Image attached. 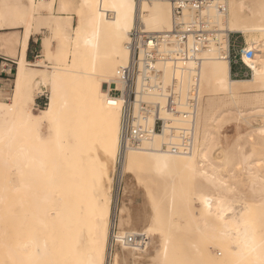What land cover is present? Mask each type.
<instances>
[{
  "label": "bare ground",
  "instance_id": "obj_1",
  "mask_svg": "<svg viewBox=\"0 0 264 264\" xmlns=\"http://www.w3.org/2000/svg\"><path fill=\"white\" fill-rule=\"evenodd\" d=\"M0 1L4 2L3 6L0 5V29L6 31L0 32V41L5 52L16 62L12 100L9 103L0 101V162L18 176L17 182L7 187L11 193L9 205L7 211L0 214L8 220L4 227L21 228L36 223L46 230L54 223L59 232L55 237L40 234L24 242L12 240L6 244L0 237V264H58L64 257L62 249L67 234L75 241L71 247L74 264H106L113 195L110 182L119 157L122 106L121 97L108 94L107 90L113 86L111 83L117 67L128 61V31L137 21L147 31L170 29L173 24L171 7L164 0H77L81 7L73 9L71 5L75 0H58L59 9L71 11L77 19L70 44L64 37V31L70 27L72 17L55 25L63 35L58 42L55 41V48L51 40L43 39L41 49L44 57L35 64L28 61L26 53L32 25L40 17L33 3L43 0H27L26 3L23 0ZM205 14L217 25L220 36L209 50L202 53L200 87L203 89H200L208 95L228 98L235 104L243 94L256 93L261 97L264 94V6H247L243 0H227L225 13L211 9ZM190 16L185 12V17ZM230 33L248 37V43L243 47L252 49L254 54L251 58L242 55L240 60L250 70L249 77L231 76ZM46 60L52 61L53 65L48 66ZM29 66L50 70L46 75H31ZM165 69L164 81L172 73L171 69ZM40 86L49 88V96L46 105L36 113L30 105L34 102V90ZM236 107L242 116L243 110ZM199 109L200 105L194 148L190 154L159 149V145L170 138L165 130L155 132L143 147L126 151L118 168L123 174L133 173L139 181L144 175L151 181L150 188L155 187L156 182L162 183L170 201L180 195L186 204L194 205L198 196L202 212L196 226L199 231L213 235L216 240L214 248L218 253L230 255L236 262L249 257L262 261L264 235H258V221L254 214L258 208L264 213V203L239 200L241 197L234 193L235 187L221 175L219 167L222 166L216 164L217 160L213 159L216 163L212 160L214 155L209 151L213 144H210L212 132L208 130L201 138L197 134V120L201 116ZM43 128L51 132L69 130L68 136L60 134L56 138L57 145H66L59 157L62 166L82 167L81 161L92 162L89 180L83 187L74 189L75 185L69 182L60 188L63 196L61 205L51 195L48 186L56 156L50 153L47 157L42 151L46 139ZM254 132L264 138V124L255 125ZM249 157L250 154L241 157L243 168L253 179H262L251 171L253 163ZM199 185L202 187L200 191ZM79 188L91 194V201L83 212L78 210L81 199L78 202L72 199L80 192ZM0 199L3 200L4 196ZM238 200L242 203L240 210L234 206ZM138 215L144 224H148L142 230L128 232L138 235L140 241L134 245H122L120 251L126 254L116 250L112 264H131L139 254H148L149 238L154 235L158 237L160 246L150 257L149 264H162L169 239L163 236L155 213L148 216L141 209ZM173 223L178 225L174 220ZM2 227L0 225V234L3 233ZM194 252L199 254L198 246H194Z\"/></svg>",
  "mask_w": 264,
  "mask_h": 264
},
{
  "label": "rangeland",
  "instance_id": "obj_2",
  "mask_svg": "<svg viewBox=\"0 0 264 264\" xmlns=\"http://www.w3.org/2000/svg\"><path fill=\"white\" fill-rule=\"evenodd\" d=\"M9 1L11 0H8V2ZM243 1L247 6H264V0ZM23 2L26 3L27 0H23ZM3 3V1H0V5L3 6ZM78 3L79 2L75 0L71 5L72 8L79 9L81 5ZM44 4L49 5V7L50 5H54L52 15L42 16V14H40L41 8ZM33 8L35 9V12L40 15L36 22H34L35 25L33 24L35 28L32 27L34 29V34L32 35L33 40L38 44H36V51H34L33 54H30L27 59L29 62L36 64L40 58L44 57V51L41 49L43 39L51 40L52 46L55 48L59 38L63 36L62 33H59L58 29H56L55 25L66 22L68 17H72L73 20L70 19V27L67 31H64V37L68 39V43L70 44V38L73 35L72 28L75 26L74 24L77 22V19L71 11L60 10L58 7V0H43L38 4L33 3ZM41 26L42 28L35 30ZM37 37H41V42L39 38L37 40ZM246 43H248L247 35L230 33V66L231 76L233 78H244L251 75L250 70L244 65V63H242L238 55L239 50L245 46ZM0 48V54L8 58L7 61H5L7 63L6 66L12 68L8 74V79L0 81V101L9 103L11 102L13 95L16 64L14 63V58L10 57L5 52V46L1 41ZM46 62L48 66L53 65L50 60H46ZM34 68H36L37 71ZM49 70L50 68L42 69V67L37 68L29 66L28 73L31 72L29 73L31 75H46L49 73ZM169 79L170 77L165 81L167 82ZM201 89V101L199 104L201 116L199 117L200 120H197V134L199 138L203 137L208 132H212L213 136L210 144L213 143L214 145H212L214 147L210 145L209 151L211 150L210 154L214 156H210L212 160L215 159L218 161L213 160L215 163L217 162L216 164L222 166L219 167V171L221 175L225 177L227 183L235 187L237 192L235 191L234 193L237 194V197H241L239 200L244 202L264 203V138L254 132L255 125L264 124V94L261 97H257L258 95L256 93L243 94V96L238 97L237 103L235 104L228 98L225 99L208 95V92H204V90ZM34 91V99L39 97L41 100H34L30 106L32 110L37 113L38 109L44 107L48 102L49 88L47 86H40ZM39 93H42V95ZM236 105L239 109L243 110L242 116L236 111ZM215 117L217 118L216 121H214ZM202 129L204 132H202ZM43 130L46 139L42 144V151L44 154L46 153L47 157L50 153H54V156H56L55 160L52 162L54 168L48 186L52 192L51 195L56 199L58 205H61L63 202V196L60 188L68 185L69 182L75 185L76 188L74 187V189L83 187L89 180L91 172L90 165L92 162L83 160L81 161L83 163L82 167L68 168L62 166L59 157L66 148V145H57L56 138L59 137L60 134L68 136L67 132H69V130H57L55 132L47 131L46 128H43ZM250 136L252 137V140L250 139ZM68 139L70 138L67 137V140ZM254 142L255 144L253 145ZM97 150L99 151V149ZM244 154H250L249 160L253 163L251 171L262 176V179H253L251 174L243 168L240 159ZM119 165L120 163L117 161L115 170L112 173L113 175L111 174L112 180L110 182V189L111 194L113 195L111 200L110 224L108 228L109 235L106 248V264H108V262L109 264H112L116 250L120 251L122 245H127L123 239H120V237L129 234L128 230L134 229L139 231L143 229L144 225L148 224H144L139 218L138 212L141 209H144L148 216L152 215V213L156 214V222L161 228V231L164 234L163 236H167L169 239L167 254L161 260L162 264H264V256L263 259H261L262 261L258 262L250 257L243 262H236L230 255H220L218 253V249L214 248L216 240L213 238V235L208 232L204 233L199 231L196 226L197 218L201 214L200 212H202V209L199 208L200 199L198 196L195 198L194 205L186 204L185 199L180 195L174 196L170 201L167 196V189H163L164 187L162 183L156 182L154 183L156 184L155 187L153 186L150 188L151 186L149 184H151V181L144 175L140 176L142 179L139 181L133 173L123 174L120 171V168H118ZM17 178V173H12L7 166L0 162V197L2 195L4 196L3 200L0 199V213H5V211H7L9 198L11 196L7 187L17 182ZM200 185L203 186L202 183ZM200 185L198 186L199 191L202 188ZM79 189L80 192L73 195L72 199L75 202H78V199H81L78 202V210L79 212H83L91 201V194H89L88 191L82 192L83 188ZM261 192L263 193L259 195ZM239 200L234 203L236 210H240L239 206L242 205ZM263 215L264 213L262 209L260 210L259 208L254 214L255 219L258 221L259 236L264 235ZM129 220L131 222H129ZM173 220L178 222V225H175ZM84 222H86V220H84ZM6 223H8L7 218H3L0 214V225L3 226L1 229L3 230V233L0 234V237L3 238L5 244L12 240L24 242L28 238L39 236L40 234L46 237H55L56 234L59 233L56 231V225L54 223H51L50 228L46 230L39 227L36 223L27 224L21 228H14L12 226L4 227V224ZM113 235L116 237L112 241L111 238H113ZM138 240H140L139 237ZM74 244L75 241L72 236L67 234L66 242L62 249L64 257L58 264H74L72 258V248ZM159 246L160 241L158 237L156 235L150 237L149 246L147 247L149 255L139 254L137 258L131 261V264H133L132 262H134V264L151 263L150 257L154 255ZM194 246H198L199 254H194L196 253L194 252ZM261 252L264 255V246L261 249ZM120 253L122 255L126 254L125 251H120ZM42 264L47 263L43 262Z\"/></svg>",
  "mask_w": 264,
  "mask_h": 264
},
{
  "label": "built area",
  "instance_id": "obj_3",
  "mask_svg": "<svg viewBox=\"0 0 264 264\" xmlns=\"http://www.w3.org/2000/svg\"><path fill=\"white\" fill-rule=\"evenodd\" d=\"M164 1L171 7L172 26L153 32L137 21L128 31V61L117 67L113 86L107 90L108 94L122 99L118 163L126 151L143 147L155 132L165 130L170 138L163 141L159 149L187 155L194 148L197 109L201 101L202 53L220 36L217 25L205 12L213 9L225 13L227 0ZM185 12L191 16L185 17ZM253 54L252 49L244 47L238 52L239 58L242 55L251 58ZM5 68L7 74L12 70L9 66ZM165 68L172 70L167 82L163 79ZM115 237L113 235L112 241ZM138 237L126 234L120 239L134 245L140 241Z\"/></svg>",
  "mask_w": 264,
  "mask_h": 264
},
{
  "label": "crops",
  "instance_id": "obj_4",
  "mask_svg": "<svg viewBox=\"0 0 264 264\" xmlns=\"http://www.w3.org/2000/svg\"><path fill=\"white\" fill-rule=\"evenodd\" d=\"M45 5H46V6H45ZM53 6H54V5H52V6L50 5V7H49V5L44 4V5L42 6V8H41L40 14H43L42 16H50V14L52 15V13H53V9H54ZM44 14H45V15H44ZM33 24H34V23H33ZM32 27H33V25H32ZM40 28H42V26L39 27L38 29H35V30H39ZM44 28H45V27H44ZM33 30H34V29L31 30V34H30L29 41H28L27 53H26V57H27V58H28V53H29V54H33L34 51H36V44H38V43H36V41L33 40V37H32V35L34 34V33H33ZM0 32H1V33H5L6 31H5V29H0ZM36 34H38V33H36ZM38 38L40 39V42H41V37H37V40H38ZM0 57L6 58V57H4V56L1 55V54H0ZM6 59H8V58H6ZM14 63L16 64L15 60H14ZM6 65H7V63L4 62V61L2 62L1 59H0V81L5 80V79H8V74L5 73V71H8V69L5 68ZM15 72H16V69H15ZM34 100H35V101H39V100H41V99H39V97H36Z\"/></svg>",
  "mask_w": 264,
  "mask_h": 264
},
{
  "label": "trees",
  "instance_id": "obj_5",
  "mask_svg": "<svg viewBox=\"0 0 264 264\" xmlns=\"http://www.w3.org/2000/svg\"><path fill=\"white\" fill-rule=\"evenodd\" d=\"M29 55H30V54L28 53V57H29Z\"/></svg>",
  "mask_w": 264,
  "mask_h": 264
}]
</instances>
